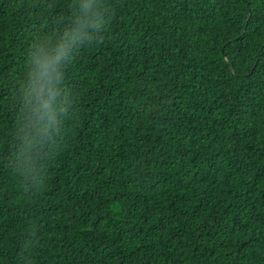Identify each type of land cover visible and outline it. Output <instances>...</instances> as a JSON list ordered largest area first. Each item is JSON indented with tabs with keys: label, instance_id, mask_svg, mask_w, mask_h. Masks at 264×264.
<instances>
[{
	"label": "trees",
	"instance_id": "trees-1",
	"mask_svg": "<svg viewBox=\"0 0 264 264\" xmlns=\"http://www.w3.org/2000/svg\"><path fill=\"white\" fill-rule=\"evenodd\" d=\"M82 2L0 0V264H264V0H105L58 145L21 86Z\"/></svg>",
	"mask_w": 264,
	"mask_h": 264
},
{
	"label": "clouds",
	"instance_id": "clouds-1",
	"mask_svg": "<svg viewBox=\"0 0 264 264\" xmlns=\"http://www.w3.org/2000/svg\"><path fill=\"white\" fill-rule=\"evenodd\" d=\"M108 14L105 0H83L78 9L71 10L74 19L71 26L65 27L61 41L54 42V38L48 35L43 42L36 38L31 45L26 73L28 84L21 86L25 101L21 104V110L31 106L32 101L35 100V105L30 108L29 123L35 120L42 126L45 135L48 129L56 128L55 142L58 145L57 137L61 133L64 121L71 118L72 112L70 93L59 87L64 78V69L73 62L82 45H92L102 41ZM89 30L94 34H90ZM45 44L48 45L47 49ZM25 144L20 153L24 161L23 165H19L17 160H12L11 164L16 165V175L24 181V187L35 191L41 186L43 179L33 173L31 165L34 161L28 155L34 141L25 137Z\"/></svg>",
	"mask_w": 264,
	"mask_h": 264
}]
</instances>
